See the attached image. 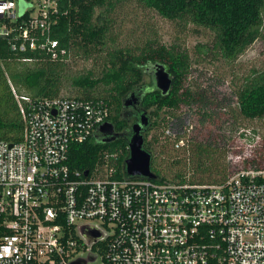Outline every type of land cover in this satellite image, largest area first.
<instances>
[{"label": "built area", "instance_id": "obj_1", "mask_svg": "<svg viewBox=\"0 0 264 264\" xmlns=\"http://www.w3.org/2000/svg\"><path fill=\"white\" fill-rule=\"evenodd\" d=\"M59 2L0 0V41L11 51L63 58L66 49L51 36ZM9 86L23 130L16 141L0 139V264H69L88 249L99 264H264V167H238L220 182L188 172L148 178L117 174V154L104 151L91 170L72 168L71 144L93 136L108 103ZM186 127L168 123L162 132L180 148ZM80 224L106 236L88 247Z\"/></svg>", "mask_w": 264, "mask_h": 264}, {"label": "trees", "instance_id": "obj_2", "mask_svg": "<svg viewBox=\"0 0 264 264\" xmlns=\"http://www.w3.org/2000/svg\"><path fill=\"white\" fill-rule=\"evenodd\" d=\"M59 1L60 11L51 36L66 49L63 58L52 60L38 51H11L5 41H0V139L16 141L21 138L23 130L9 82L17 92L32 96L102 98L110 106L107 120L117 130L129 126V120L120 115L123 97L139 89L143 93L138 101L142 110L151 114L152 129L162 125L170 114L175 116L171 126L179 130L185 123L174 110L182 106L189 111L195 110V123L187 136L189 156L200 172L198 179L192 177L193 180L220 182L232 173L233 168L236 170V164L228 158L235 133L248 127L253 120L264 119V68L249 75L233 91L234 100L233 95H226L222 90H218L221 93L215 96L203 86L189 84L191 63L184 50L149 39L142 46H117L114 43L115 39L110 37L111 17L117 2L124 0ZM135 1L162 18L178 21L184 27L193 25L195 32H198L197 28L210 30L214 35L211 42L197 43L196 52L225 62L234 61L241 55L260 35L263 25L264 0ZM79 54L84 63L89 60V67L85 69L84 66L81 72L72 73L70 67L78 61ZM21 57L35 59L21 61ZM96 60H99L97 70ZM156 66H162L171 78L170 87L164 94L153 82L150 70ZM65 82L71 85L74 93L60 91ZM150 131L145 134L142 147L155 158L158 155L155 150L158 134L148 138ZM129 136L119 135L108 142L96 141L90 136L83 142L72 143L68 163L72 168L91 170L104 151L115 152L117 174L124 175ZM156 164L152 167L150 162V170L156 177L166 178ZM252 167L257 168L256 165Z\"/></svg>", "mask_w": 264, "mask_h": 264}, {"label": "rangeland", "instance_id": "obj_3", "mask_svg": "<svg viewBox=\"0 0 264 264\" xmlns=\"http://www.w3.org/2000/svg\"><path fill=\"white\" fill-rule=\"evenodd\" d=\"M262 15L263 25L260 35L241 55L231 62H225L221 58L213 59L205 57L203 54L196 52L195 45L197 43L211 42L214 35L210 30L197 28L198 32H195L193 25L184 27L178 21L162 18L154 11L143 9L140 3L135 0L117 2L114 14L111 17L110 31L112 33L110 37L115 39L114 43L117 46L126 44L131 47L134 45L142 46L149 39L184 50L188 54L191 63V71L188 79L190 85L193 87L195 85L196 87L203 86L208 90L209 94L215 96L221 93L218 90H222L226 95H233V91L249 75H253L264 68V9ZM80 55L77 56L78 61L70 67L72 73L81 72L84 66L85 69L89 67V60H85L84 63ZM97 64L95 65L96 70L99 67V60ZM10 83L12 84V82ZM60 91L66 94L74 93L73 88L68 82H65V85ZM232 99H235L234 95ZM177 109L174 112L180 115V118L183 119L190 133L195 123L196 114H193L195 110L190 109L191 111H189L185 106ZM174 117L168 114L162 125L160 124L157 129L153 128L150 131L148 138H152L153 135L158 134V141L155 145V150L158 151V155L155 158L151 157L150 162L152 167H154L156 159V166L160 174L167 178H173L177 173L182 175L188 172L190 177L198 179L200 172L196 170L192 156H189L188 150L190 149V145L188 141L185 147L176 148L162 132L163 127L168 123L171 124ZM240 129H249L252 133L251 138L245 140L238 136L237 131L233 138L234 145L228 151V158L235 164L239 163L241 159L246 158L240 164L235 165L237 168L241 166L252 167L253 165H256V167H264V119L253 120L249 122L248 127ZM160 150L163 152H159ZM230 166L232 167V165ZM234 170L235 168L231 172ZM203 180L206 181V179ZM86 259V264H99L98 256L94 259H89L88 257Z\"/></svg>", "mask_w": 264, "mask_h": 264}, {"label": "water", "instance_id": "obj_4", "mask_svg": "<svg viewBox=\"0 0 264 264\" xmlns=\"http://www.w3.org/2000/svg\"><path fill=\"white\" fill-rule=\"evenodd\" d=\"M153 77L156 87L163 94L166 93L171 84V78L169 77L168 72H166L162 66H156L153 70ZM108 126H110V124L104 122L98 126L97 130L99 132H104ZM138 127V123L132 125L133 134L130 136L128 143L129 154L124 162L125 173L131 176L155 178L156 174L150 170L151 156L142 147L143 136L138 132ZM96 137L97 135L95 138ZM84 173L86 174L87 170H85ZM78 234L88 247H91L100 238L106 236V234L94 224H80L78 226ZM86 257L94 259L97 257V254L91 249H88L85 254L72 259L69 264H86Z\"/></svg>", "mask_w": 264, "mask_h": 264}, {"label": "flooded vegetation", "instance_id": "obj_5", "mask_svg": "<svg viewBox=\"0 0 264 264\" xmlns=\"http://www.w3.org/2000/svg\"><path fill=\"white\" fill-rule=\"evenodd\" d=\"M150 71L153 74V69H151ZM153 82H154V79H153ZM142 93H143V90L139 91V89L136 90V92L134 93L131 91L129 96H124L122 99L123 109H121L120 115L122 118L129 120V126L124 125L121 130H117L116 126L111 121L106 120L105 122L109 123L110 126H108V128L104 132H99L98 130L94 132L93 134L94 140L108 142L110 140H113L119 135L126 134V135L131 136L133 134L132 125L135 123L139 124L138 132L142 134L143 140H144L145 134L150 129L152 130L153 125L152 126L150 125L151 114L149 113L148 110L143 111L138 101L139 95ZM96 135H97L96 137L97 139L95 138Z\"/></svg>", "mask_w": 264, "mask_h": 264}]
</instances>
